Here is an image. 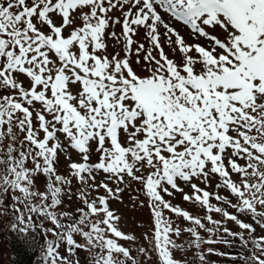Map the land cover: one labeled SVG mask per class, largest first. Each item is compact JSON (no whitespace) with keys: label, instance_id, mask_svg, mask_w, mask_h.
Segmentation results:
<instances>
[{"label":"snow or ice","instance_id":"1","mask_svg":"<svg viewBox=\"0 0 264 264\" xmlns=\"http://www.w3.org/2000/svg\"><path fill=\"white\" fill-rule=\"evenodd\" d=\"M131 182L136 255L111 208ZM2 220L38 264H264V0H0Z\"/></svg>","mask_w":264,"mask_h":264},{"label":"rangeland","instance_id":"2","mask_svg":"<svg viewBox=\"0 0 264 264\" xmlns=\"http://www.w3.org/2000/svg\"><path fill=\"white\" fill-rule=\"evenodd\" d=\"M117 31H119V28H117ZM109 43L111 45L113 42L110 41ZM109 50L110 51L112 50L111 47ZM165 51L168 52L167 47H165ZM169 55L171 56V53H169ZM134 59L135 58L133 57V60ZM133 67H136L135 64H133ZM136 70H137L138 74H141V75L145 74V73L140 72V70L138 68ZM73 158L74 159L76 158L75 155L73 156ZM93 159H95V157ZM65 164H66V161H63V158H62V163L60 165V171L61 172L64 171V165ZM211 183L214 186V184L216 183V179H213ZM121 187H124V185H121ZM200 187L203 188L204 185L201 184ZM137 188H138V185L135 182H131L130 186L127 187L125 189V191L121 194L122 202L116 201V200L111 201V208L114 209L116 211V214L121 217V219L119 221L120 229L125 233L134 234L137 237V241L135 243L131 244L133 255L137 254L136 249L138 246H145V247L148 246L147 241L144 240V238H143V233H145L146 231H149V229L151 228L150 210L147 207L146 202L143 204V206L141 205V202L145 201V198L140 192L136 191ZM73 190H75V189H73ZM184 190H185V192L190 191V189H188L187 187H185ZM207 190L209 192H212L214 190V187H209ZM102 191L103 190H101V192ZM165 199L171 200L173 205H179L181 208L188 210L193 215H199L201 217L204 215V213L202 211H200L197 206H194L190 203L184 202L182 199V195L180 193H177L175 198L165 196ZM212 202L216 203L215 200H213ZM75 206H76L75 200H73V202H71L69 204L68 210L71 211L72 208H74ZM229 211H232V210L229 209ZM213 218L216 220H222L223 219L219 214H213ZM173 219H176V217L173 216ZM240 219L244 220L245 222H249V223L252 222L249 219V217H247V216H241ZM204 222L206 223V225L208 227H212V225L208 224L207 221H204ZM180 223H181V227L185 226L183 221H181ZM224 226L228 227L233 232L241 231L234 222H226V224ZM0 227H1V231L3 233V235L0 234V264H10L11 253H10L9 248H8V236H7L8 231L7 230H8L9 225H8L7 220L0 221ZM223 234L224 233L222 231H220V232L216 233V235L211 237V238L212 239H218L221 236H223ZM259 234H261V231L257 227V235H259ZM201 235L204 236L206 239L209 238V234L203 232L202 230H201ZM189 239H190L189 235L187 233H185L179 238V240L177 242L178 243H186ZM235 244H236V241L234 242V245ZM125 246H128V245L126 244ZM202 247L205 250L209 247H211L213 249L223 248V246L219 243L211 244V245H203ZM226 247H229V246H226ZM235 247H237V246H235ZM235 247H233V248H235ZM228 249H230V248H228ZM236 249H238V248H236ZM81 255H83V253H81ZM175 255H176L177 259L182 258V254L180 252H176ZM188 259H190V260L193 259V254H192L191 249H189ZM216 259H218V258H216ZM208 261H209V259H208Z\"/></svg>","mask_w":264,"mask_h":264},{"label":"trees","instance_id":"3","mask_svg":"<svg viewBox=\"0 0 264 264\" xmlns=\"http://www.w3.org/2000/svg\"><path fill=\"white\" fill-rule=\"evenodd\" d=\"M0 234L3 235L1 231V227H0ZM7 236H8V248L11 253L10 264H38L39 254H40L39 243L41 241L38 240L36 244L29 245L26 241H22L10 231L7 232ZM228 239H230V237H228ZM219 244H221L223 248L221 249L216 248L215 250L218 252H226L234 255L239 251L238 240H236V244L232 247H226L227 245L223 243H219ZM33 248H35V251H33ZM207 259H209V261L211 262H215V264H234V262L229 257L226 256L219 257L218 255L209 254L207 256ZM235 264H238V262H235Z\"/></svg>","mask_w":264,"mask_h":264}]
</instances>
